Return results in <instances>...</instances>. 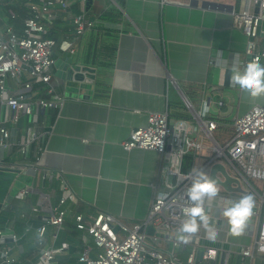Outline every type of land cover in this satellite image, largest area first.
<instances>
[{"label": "crops", "instance_id": "crops-1", "mask_svg": "<svg viewBox=\"0 0 264 264\" xmlns=\"http://www.w3.org/2000/svg\"><path fill=\"white\" fill-rule=\"evenodd\" d=\"M77 1L78 12L84 9L95 20V27L82 36L74 35L71 24L77 10L70 5L76 0H69L66 10L56 5L51 21L44 17L62 39H73L75 48L72 53L54 51L52 84L65 95L63 104L35 105L32 113L21 112L15 124L9 121L8 106L0 104V122L5 121L10 129L8 145L0 146V229L10 227L18 237L17 242L0 243V249L12 242L17 257L14 264H40L37 227L48 214H35L31 206L41 193L58 202L63 193L55 175L58 170L77 200L67 202L69 213L58 237L52 239L53 226H49L43 241L47 246L69 243V248L55 256L54 264H79L83 241L88 238L92 245L93 241L76 228V214L110 212L119 221L132 224L146 216L154 195H166L174 183L167 152L126 151L121 145L132 128L146 125L149 112L167 111L170 125L182 124L180 134L188 140L187 150L174 168L189 172L196 165L204 166L215 154L220 127L233 129L237 116L264 103V98L253 100L230 83L234 64L241 71L245 67L248 44L233 12L248 6V0ZM10 11L0 8L2 34ZM22 75L32 79L28 65L22 66ZM8 85L13 92L22 89L11 76ZM43 85L34 83L32 98L44 95ZM205 107L208 111L202 115ZM209 119L218 123L211 133L206 125ZM25 141L27 148L22 152ZM194 142L200 146L195 147ZM37 156L40 160L34 165ZM48 169L51 173L46 175ZM24 186L30 190L20 198L17 193ZM226 193L234 198L231 206L243 195ZM225 219L215 206L210 214V227L217 231L215 241L207 238L203 227L194 240L234 249L249 244L246 231L229 241L232 234L226 233L229 225ZM254 220L252 216L250 223ZM73 226L80 247L71 242ZM257 261L263 264L264 255L245 258L243 264Z\"/></svg>", "mask_w": 264, "mask_h": 264}, {"label": "built area", "instance_id": "built-area-1", "mask_svg": "<svg viewBox=\"0 0 264 264\" xmlns=\"http://www.w3.org/2000/svg\"><path fill=\"white\" fill-rule=\"evenodd\" d=\"M257 3L259 10L255 12L253 7ZM56 5L66 10L69 0H43L40 4H31L32 15L24 21L22 33L16 32L11 24L6 25L5 34L0 33V104L8 106L9 121L13 124L18 122L21 112L32 113L35 105L43 108L59 107L64 102L65 95L57 92L52 84L54 51L59 49L72 53L75 48L71 38L57 41L45 37L49 27L44 17L51 21ZM263 10L264 0H248V6L244 5L239 12H233L248 37L245 53L253 55L252 61L258 60L260 63L264 61V29L258 33V27ZM10 14L14 16L12 11ZM71 24L74 35L79 37L95 27V20L82 9L71 16ZM19 62L30 67L32 79L23 78ZM9 76L21 84L20 92L11 91ZM35 82L44 84V95L32 98ZM27 94H30L29 97ZM206 125L210 133L218 127L216 119L207 120ZM181 126V123L178 127L170 125L167 111H151L147 115L146 125L132 128L127 138L121 142L126 151L138 148L155 150L159 154L167 152L169 174L175 175V181L166 195L153 196L146 216L138 222L127 224L119 221L112 213L103 211L88 216L76 214V228L87 233L93 241V245L88 242V238L83 241L78 255L79 264H243L245 258L252 260L258 255H264V103L254 104L247 112L234 119L232 139L224 146L218 144L215 154L206 162L220 161L234 168L241 182L246 183L255 194V220L245 229L251 240L238 249L202 244L199 240H194V237L188 244H183L176 238V230L187 219L186 213L193 206L187 197V189L191 186L194 167L206 170V164L196 165L189 172H180L174 168L187 150L188 140L180 134ZM9 137L10 129L5 121L0 122V146H7ZM193 145L198 148L200 143L194 142ZM26 148V141L22 142L20 150L25 152ZM39 149L43 150L42 147ZM39 160L40 156H37L33 164H38ZM49 173L51 170L45 171L46 175ZM55 175L63 190L58 202L53 203L50 195L41 193L38 202L31 206V211L35 214H48L47 219L37 227L40 264H54L55 256L69 248L66 241L50 246L43 241L49 226H53L50 232L52 239L58 237L69 213L67 202L77 200V195L67 183L62 170L55 172ZM251 180L261 183L262 191H257ZM29 190L28 186H24L17 196L23 198ZM233 199L232 195L220 189L218 197L206 201L207 214L210 217L215 206L223 214L226 208L231 207ZM225 220L228 224L227 218ZM150 227L153 228L152 232H149ZM226 230L229 235V228ZM2 232L3 229H0V234ZM17 240L14 233L12 242ZM12 242L0 249L3 264L16 262ZM200 247L203 251L201 258H198Z\"/></svg>", "mask_w": 264, "mask_h": 264}, {"label": "clouds", "instance_id": "clouds-1", "mask_svg": "<svg viewBox=\"0 0 264 264\" xmlns=\"http://www.w3.org/2000/svg\"><path fill=\"white\" fill-rule=\"evenodd\" d=\"M232 71L233 75L230 80L232 86H238L253 100L264 98V65L254 60L248 63L243 71L234 64ZM207 111L205 107L201 114H206ZM161 143L160 140L159 145ZM219 192L217 181L210 173L202 168L194 167L191 186L187 189V197L193 206L186 213L187 219L176 230V238L181 243L188 244L202 227L206 230L207 238L215 241L217 231L210 227V217L206 212L205 203L218 197ZM254 205V195L247 193L224 210L223 214L227 218L229 231L233 236L244 234L253 216Z\"/></svg>", "mask_w": 264, "mask_h": 264}, {"label": "trees", "instance_id": "trees-1", "mask_svg": "<svg viewBox=\"0 0 264 264\" xmlns=\"http://www.w3.org/2000/svg\"><path fill=\"white\" fill-rule=\"evenodd\" d=\"M73 3L74 2H72L70 7L73 5V7H75L77 10L78 9L77 5L79 6L78 1L76 0V2L74 4ZM31 4H40V0H0V8L5 7L7 9H10L14 13V16L9 15L6 20L9 24H12L14 29L18 30L19 33H21L23 30L24 21L32 15V9L30 8ZM76 12H78V10ZM45 37L54 38L57 41H60L62 39V37H60V34L57 33V30L54 27L49 28L48 32L45 34ZM220 129H221V134L220 135L218 134L217 138L219 144L224 146L227 142H229L232 139L234 135V129L230 127H226V128L220 127ZM251 183L257 191H261L259 189L260 185L257 182L252 181ZM247 193L250 192L246 191L245 194ZM22 226H24V224H22ZM74 229L75 231L70 233L72 237H74V239L71 242L73 243L74 247H80L79 245L81 244V240L77 236L78 232H76L75 227Z\"/></svg>", "mask_w": 264, "mask_h": 264}, {"label": "water", "instance_id": "water-1", "mask_svg": "<svg viewBox=\"0 0 264 264\" xmlns=\"http://www.w3.org/2000/svg\"><path fill=\"white\" fill-rule=\"evenodd\" d=\"M258 4L259 3H257V5L255 6V12H258L259 10ZM261 29H264V10H263L262 18H260L259 20L258 33H260ZM252 58H253V55L246 56L245 66L248 63L252 62ZM19 64L21 66H24L22 62H19ZM12 131H13V134H12V138H13L15 131L14 130ZM205 168L206 170H208L210 175L217 181L218 187H220V189L224 190L225 192L245 194V192L247 191L241 187V182H240L239 177L232 175L224 163L220 161H215L213 163L206 164ZM7 170L16 171L15 169H9V168H7ZM172 178H173L172 181L174 182L175 177L172 176ZM1 207H2V204L0 203V209ZM152 231H153V228L150 227L149 232H152ZM13 234H14V230L10 227H6L3 230L2 234H0V243L12 241ZM202 251H203V248L200 247V249L198 250V254H197L198 258H201ZM263 264H264V261H263Z\"/></svg>", "mask_w": 264, "mask_h": 264}, {"label": "rangeland", "instance_id": "rangeland-1", "mask_svg": "<svg viewBox=\"0 0 264 264\" xmlns=\"http://www.w3.org/2000/svg\"><path fill=\"white\" fill-rule=\"evenodd\" d=\"M252 181H254V180H252ZM252 181H251V182H252ZM254 182H257V181H254ZM257 183L260 185V188H259V189L262 191V188H263L262 184L259 183V182H257ZM241 184H242V187H243L245 190H247L248 192H250L251 194H253V195L255 196V194L252 193V192L250 191V189H249V187L247 186L246 183H241ZM219 189H220V187H219ZM223 216H224V214H223ZM224 217H225V216H224ZM225 218H226V217H225ZM232 239H233V235H231L229 241H232ZM255 264H261V263H260V261H257Z\"/></svg>", "mask_w": 264, "mask_h": 264}]
</instances>
